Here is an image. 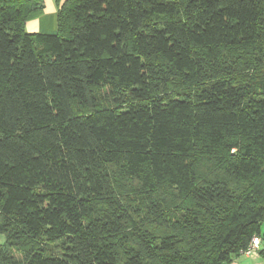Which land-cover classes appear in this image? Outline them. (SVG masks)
Segmentation results:
<instances>
[{"label":"trees","instance_id":"1","mask_svg":"<svg viewBox=\"0 0 264 264\" xmlns=\"http://www.w3.org/2000/svg\"><path fill=\"white\" fill-rule=\"evenodd\" d=\"M43 1L0 0V264L264 239V0H68L29 34Z\"/></svg>","mask_w":264,"mask_h":264},{"label":"crops","instance_id":"2","mask_svg":"<svg viewBox=\"0 0 264 264\" xmlns=\"http://www.w3.org/2000/svg\"><path fill=\"white\" fill-rule=\"evenodd\" d=\"M68 0H44L43 11L35 19L26 24L29 34H54L57 30V13ZM264 250V240L261 239L260 252ZM231 264H264L263 258L256 259L241 256Z\"/></svg>","mask_w":264,"mask_h":264},{"label":"built area","instance_id":"3","mask_svg":"<svg viewBox=\"0 0 264 264\" xmlns=\"http://www.w3.org/2000/svg\"><path fill=\"white\" fill-rule=\"evenodd\" d=\"M261 240L259 237H254L248 250L243 254L248 258H259Z\"/></svg>","mask_w":264,"mask_h":264},{"label":"rangeland","instance_id":"4","mask_svg":"<svg viewBox=\"0 0 264 264\" xmlns=\"http://www.w3.org/2000/svg\"><path fill=\"white\" fill-rule=\"evenodd\" d=\"M57 31V30H56ZM55 31V33H56ZM262 239V238H261ZM264 240V239H263ZM4 242V238H0V243H3ZM256 259V258H255Z\"/></svg>","mask_w":264,"mask_h":264}]
</instances>
